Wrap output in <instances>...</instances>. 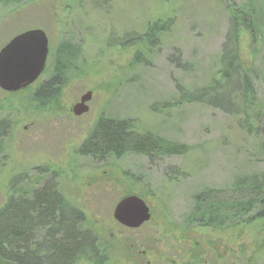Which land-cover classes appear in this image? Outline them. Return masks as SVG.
I'll return each mask as SVG.
<instances>
[{
  "label": "rangeland",
  "instance_id": "rangeland-1",
  "mask_svg": "<svg viewBox=\"0 0 264 264\" xmlns=\"http://www.w3.org/2000/svg\"><path fill=\"white\" fill-rule=\"evenodd\" d=\"M242 2L250 0H0V48L31 28L45 31L50 53L64 42L77 46L59 94L44 106L33 93L53 74L49 57L31 86L11 93L0 88V208L9 197L31 199L49 182L85 214L106 264H264V220L248 219L252 212L243 219L228 209L225 214L239 196L233 189L264 182V0H251L257 41L244 29L238 38L261 112L259 134L239 128L236 115L178 101L181 87L199 89L213 76L222 82L217 70L228 7ZM156 21L163 30L151 45L139 43L136 37ZM228 90L204 97L227 106ZM89 91L88 111L75 116L72 107ZM101 118H135L138 130L190 150L154 158L88 156L81 145ZM203 190L215 192L226 216L221 224L187 222L197 210L194 196ZM126 193L139 195L151 210L139 228L113 218Z\"/></svg>",
  "mask_w": 264,
  "mask_h": 264
},
{
  "label": "trees",
  "instance_id": "trees-1",
  "mask_svg": "<svg viewBox=\"0 0 264 264\" xmlns=\"http://www.w3.org/2000/svg\"><path fill=\"white\" fill-rule=\"evenodd\" d=\"M2 1L7 4L25 0ZM228 8H231L229 31L218 59L217 70L222 82L213 76L208 84L199 89L181 87L178 101L184 104L200 102L236 115L237 126L247 134L256 136L259 134L256 121L261 112L253 78L240 62L238 38L240 31L244 29L249 33L250 39L256 42L258 21L251 0L240 3L238 7L229 5ZM162 30L156 21L136 38L139 43L151 45L150 39L156 38ZM73 50L76 51L77 46L64 42L53 53H49L53 74L33 93L40 106L53 101L59 94L58 88L63 83L62 75L73 57ZM227 86L230 88L227 106L224 102L219 103L204 97L207 93L221 94ZM4 124V121L0 122V127ZM95 124L89 137L81 145L82 152L88 156L103 159V156L121 157L125 153H138L154 158L186 154L190 150L189 146L167 140L150 130H138L135 118H101ZM4 132L5 129L0 131V138ZM233 190L239 196L231 198L225 214L229 210V214L235 219H243V216L252 212L248 219L264 220V182L256 186L250 183L241 184ZM18 192L21 193L18 196L25 194L24 190ZM32 193L31 199L14 201L9 197L5 206L0 208V264H75L81 260L91 264H106V256L98 244V236L85 227V214L81 210L66 202L49 182ZM214 195L216 194L212 190H203L196 194L194 197L197 210L187 218V222L221 224L220 218L226 216L222 215L224 212H221L219 201Z\"/></svg>",
  "mask_w": 264,
  "mask_h": 264
},
{
  "label": "water",
  "instance_id": "water-1",
  "mask_svg": "<svg viewBox=\"0 0 264 264\" xmlns=\"http://www.w3.org/2000/svg\"><path fill=\"white\" fill-rule=\"evenodd\" d=\"M50 49L46 33L31 28L11 37L0 48V88L8 93L27 88L43 73ZM92 92L81 95L72 107L79 117L88 111ZM113 218L126 228H139L149 221L151 210L146 201L136 194H126L116 202Z\"/></svg>",
  "mask_w": 264,
  "mask_h": 264
},
{
  "label": "flooded vegetation",
  "instance_id": "flooded-vegetation-1",
  "mask_svg": "<svg viewBox=\"0 0 264 264\" xmlns=\"http://www.w3.org/2000/svg\"><path fill=\"white\" fill-rule=\"evenodd\" d=\"M43 74H44V70H43V73H42L37 79H39ZM37 79H36V80H37ZM36 80H35V81H36ZM35 81H34V82H35ZM46 81H47V79H44L43 81H38V82H40V83H39V85L37 86V88H38V87H41ZM37 88H36V89H37ZM59 194H60V193H59ZM60 195H61V194H60ZM61 196H62V195H61ZM72 206H73V205H72ZM73 207H74V206H73ZM132 229H133V228H132ZM36 242H37V241H36ZM36 242H35V243H36ZM33 243H34V242H33Z\"/></svg>",
  "mask_w": 264,
  "mask_h": 264
}]
</instances>
